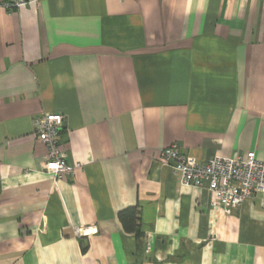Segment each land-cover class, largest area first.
<instances>
[{
  "label": "crops",
  "instance_id": "obj_1",
  "mask_svg": "<svg viewBox=\"0 0 264 264\" xmlns=\"http://www.w3.org/2000/svg\"><path fill=\"white\" fill-rule=\"evenodd\" d=\"M27 2L0 0V264H264L262 198L228 214L162 156L264 160V0Z\"/></svg>",
  "mask_w": 264,
  "mask_h": 264
},
{
  "label": "built area",
  "instance_id": "obj_2",
  "mask_svg": "<svg viewBox=\"0 0 264 264\" xmlns=\"http://www.w3.org/2000/svg\"><path fill=\"white\" fill-rule=\"evenodd\" d=\"M7 10H19L27 6V0H11L1 3ZM66 120L62 114H44L35 120L38 140L47 150L44 170L56 179L74 175L76 164H69L66 153L61 149L60 136ZM164 163L179 175L184 186L207 190L212 206L231 213L256 196L262 198L264 207V160L255 152L236 154L233 158L215 157L206 163L186 155L174 143L162 150ZM77 234H82L77 230ZM147 253L151 252L150 245Z\"/></svg>",
  "mask_w": 264,
  "mask_h": 264
},
{
  "label": "trees",
  "instance_id": "obj_3",
  "mask_svg": "<svg viewBox=\"0 0 264 264\" xmlns=\"http://www.w3.org/2000/svg\"><path fill=\"white\" fill-rule=\"evenodd\" d=\"M11 0H1V3L10 2ZM140 212L137 207L128 208L119 214V219L126 231H133L138 237L141 236L138 231V222L140 220Z\"/></svg>",
  "mask_w": 264,
  "mask_h": 264
}]
</instances>
